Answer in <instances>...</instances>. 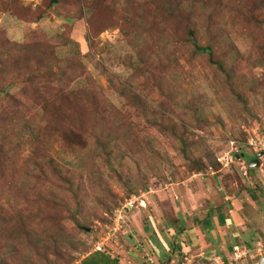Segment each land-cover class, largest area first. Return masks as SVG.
<instances>
[{
  "label": "rangeland",
  "instance_id": "obj_1",
  "mask_svg": "<svg viewBox=\"0 0 264 264\" xmlns=\"http://www.w3.org/2000/svg\"><path fill=\"white\" fill-rule=\"evenodd\" d=\"M17 1L28 10L44 8L43 0ZM155 1L112 0L118 24L108 26L90 42L85 38L86 19L92 13L89 8L80 19L72 6L60 3L48 7L35 22L0 10V31L8 40L23 42L42 32L53 38L56 57L81 61L84 73L65 84L81 89L90 84L86 79L90 74L99 98L87 111L86 120L96 116L103 126L110 125L112 132L107 134L111 139L109 155L100 151L93 157V134L98 129L85 137L72 132L65 145L49 142L46 153L71 176L73 195L61 190V180L52 177L42 184L33 174H22L25 158L31 162L46 154L36 143L40 138L37 125L46 123L39 108L29 104L32 120L22 113L6 120L10 134H19L25 143L18 151L9 152L5 161L11 166L0 174L4 215L0 264H81L83 257L98 251L97 245L102 247L99 252L118 259L120 264H158L169 258L166 246L174 242L171 239L172 243L167 240L166 245L148 248V235L153 239L150 232L155 231L149 216L158 217L161 212L162 220L170 223V211L175 209L198 215L197 209L199 214L204 207L215 209L212 195L236 200L239 192L250 193L251 185L257 190L260 183L264 186V155L244 153L245 167L250 160H258L251 171L242 168L240 160L226 168L215 161L216 155L230 149L231 142L245 150L249 134L264 136V0H256L259 7L252 17L243 12L249 0H179L191 5L200 44H206L215 31L214 51L225 61V71L203 55H194L192 47L181 46L170 28L178 31L180 26L156 17ZM149 48L157 51L155 63L150 60L154 54ZM140 50L152 63L145 66L142 75L135 72L141 65L137 55ZM154 67L168 79L171 90L167 91L164 80L156 86L152 80ZM128 88L142 92L141 107L122 94ZM17 89L13 86L9 92ZM84 97L80 95L77 103L85 101ZM194 187L200 196L193 199L190 191ZM48 200L56 202L55 206ZM255 206L250 204V213L249 207L241 210L250 216L252 231L247 235L252 240L262 239L259 231H264V212ZM254 209L258 210L256 214ZM54 212L58 223L52 219L50 225L46 222ZM21 218L30 225L33 245L18 234L23 232ZM13 219L19 223L14 236L9 237ZM40 227L46 235L41 242ZM215 254L212 261L209 257L177 254L165 264H224L217 250Z\"/></svg>",
  "mask_w": 264,
  "mask_h": 264
},
{
  "label": "trees",
  "instance_id": "obj_2",
  "mask_svg": "<svg viewBox=\"0 0 264 264\" xmlns=\"http://www.w3.org/2000/svg\"><path fill=\"white\" fill-rule=\"evenodd\" d=\"M86 1L43 0V9L38 7L28 10L27 8H23L17 0H0V10H7L17 18L26 21H30L32 18V21L35 22L42 18L43 12L48 7L56 6L60 3L72 6L76 17L80 19L85 15V8H89L92 13L86 19L87 34L85 38L90 42L93 37L98 36L108 26L118 24V20L116 8L112 0H92L91 4H87ZM154 5H156V17H160L163 21L170 24L180 26L178 31H175L174 27L170 28L172 33L178 35L177 40L180 41L181 46L192 47V53L194 55H203L210 63L215 64L219 69L225 71V61L220 59L214 51V46L217 45L215 37L213 36L215 31L209 34V41L206 44L199 43L197 26L194 19H192L190 4L179 0H158L154 2ZM258 7L256 0H249V4L244 5L243 12H247L252 17V14L255 13V9ZM122 30L124 29L122 28ZM54 45L53 38L51 36L48 37L42 32L37 33L35 38L31 40L17 42L8 40L4 33L0 31V174H4L5 170L11 166L8 161H5L8 158L9 152L12 150L18 151L25 143L19 134H10L6 120L19 113L29 114L28 118L32 120L33 113H29V104L32 107L35 105L39 108L40 116L46 122L43 126L37 125L40 138L36 143L44 149L42 154L46 153V149L48 150L47 146L49 142L53 141V143L58 142L65 145L64 141H69L68 137L73 135L72 132L77 133L78 135L76 136L85 137L91 135V132L95 131V129H98V131L93 134L95 140L93 143V150L95 151L93 157L100 151L108 155L110 153L107 150L111 143L110 137H107L108 133H112L109 130L110 125L103 126L99 120H96V116H94V119L92 118L93 116L90 117L89 120H86L85 117L87 111L98 103L99 98L94 91L95 84L90 74H86V79L90 83L88 86L81 89L68 88L65 82L74 80L77 76L82 75L85 66L75 57H56L53 49ZM149 50H151V54H154L150 60L155 63L157 51L153 48H149ZM137 55L141 65L136 68L135 72L142 75L145 66L152 63L148 62L147 55H143V50H140ZM158 68H162V63H160ZM154 69L152 80L156 86L164 80L167 84V91L171 90L172 85L169 84L168 79L161 74L157 67H154ZM13 86H18V89L14 93H11L9 92V88ZM122 92V94L128 96L129 100H134L139 103L140 107L142 106L141 102L144 99L142 97L143 95L140 94L142 93L141 91L137 93L133 90L130 91L128 88ZM80 95L85 96V101L77 103ZM85 103L88 104V108ZM29 160L25 158L23 163V167L25 166L22 172L24 177L28 175L32 176L33 174L42 184L50 182L53 177L56 180L62 181L60 183L61 190L65 189V191H69L75 195L72 190V178L67 173V170L64 169L63 165L59 164L47 153L39 160L33 159L31 162ZM246 169L247 171H251L254 170V167L247 166ZM48 201L55 206L56 202ZM1 208L0 206V227L2 224L1 218H4ZM56 213L54 212L48 218L50 221L46 223L52 225V219L54 224L58 223V220H55L57 219ZM15 215L17 219L18 215ZM11 222L12 232L9 237L14 236V229H16V225L19 223L15 219ZM20 222H23V232H18V234H21V237L25 241L29 240V245H33L31 243L33 236L30 235V225L25 220L23 221L22 218ZM39 230V240L41 242V238H46V235L41 232V227ZM2 234L0 233V236ZM40 242L39 244L42 245L43 243ZM243 246L247 247L246 245ZM56 256L57 258L59 257L58 255ZM168 260L170 259L168 258L164 262H158V264H165ZM81 264H120V262L118 259L108 257L105 253L96 251L83 257Z\"/></svg>",
  "mask_w": 264,
  "mask_h": 264
},
{
  "label": "crops",
  "instance_id": "obj_3",
  "mask_svg": "<svg viewBox=\"0 0 264 264\" xmlns=\"http://www.w3.org/2000/svg\"><path fill=\"white\" fill-rule=\"evenodd\" d=\"M202 182L204 183V181H199V184H202ZM196 183H198V180H196ZM194 185L197 186V184ZM258 186L259 189L257 190L255 185H251L250 188L252 187V189L249 190L250 193H246L247 190L242 193L239 192V194L241 193L240 196L236 194L234 197L236 200L216 199L212 195V199L210 198V200L214 202L215 209L213 206L210 208L204 207L201 214H199L200 209H197L198 215L195 212L185 215L176 209V211H170V217L172 216L170 219L172 222L170 223L162 220L161 212L159 214L160 217L159 215L158 217L156 215L149 216L148 218L155 231L152 229L154 232H150L153 235V239H151V235H148V240H150L151 244L148 245V248L153 245L160 247L163 243L166 245L167 240H169L168 243H172L171 239H173L174 245H169L170 247L166 246V251H168V257L171 261L174 260L177 254L198 256L196 259L209 257L212 261L214 255L217 254H215L217 250L218 255H221L218 256L219 258L221 257L220 260H223L224 264H227L234 245H246L247 247L248 245H250L249 247L253 245V240L250 238V235H247L251 234L252 231L250 216L247 214V211L244 213L241 210L244 209V206L246 208L249 207L250 213V204H255V207H261V210L264 212V186L262 183ZM254 190L257 192H253ZM198 191L196 187L190 191L193 199L195 196H200ZM252 192L253 194H251ZM245 194H249L247 200ZM225 202L226 204H224ZM190 211L192 210L190 209ZM256 212L258 210L254 209V214ZM262 228L264 229V225H262ZM253 230L254 233L258 231L257 229ZM167 231L171 233V237H168ZM259 233L263 235V237H260L263 239L264 231H259ZM211 243L218 245H212ZM156 253L158 255V251ZM163 253L164 251L162 250V256H164ZM194 257L192 258L194 259ZM178 258L180 259V257Z\"/></svg>",
  "mask_w": 264,
  "mask_h": 264
},
{
  "label": "built area",
  "instance_id": "obj_4",
  "mask_svg": "<svg viewBox=\"0 0 264 264\" xmlns=\"http://www.w3.org/2000/svg\"><path fill=\"white\" fill-rule=\"evenodd\" d=\"M245 150L241 146H234L233 142H231L230 149L224 150L216 155L215 161L223 168L229 167L234 161H239L240 164L245 167V162L243 160V155L247 151H251L257 156L261 157L264 155V136L258 133H251L248 137H246L245 141ZM247 165V163H246ZM211 168V167H210ZM246 169V167H245ZM213 171V169H212ZM101 245H97L95 250L100 251ZM264 257V238L256 239L253 242L252 247L234 246L232 249V253L230 255L229 261L232 262H241L242 264H249V260H251L250 264H260L261 259ZM148 260L151 261L150 258ZM189 263V262H188ZM231 264V263H230Z\"/></svg>",
  "mask_w": 264,
  "mask_h": 264
},
{
  "label": "water",
  "instance_id": "obj_5",
  "mask_svg": "<svg viewBox=\"0 0 264 264\" xmlns=\"http://www.w3.org/2000/svg\"><path fill=\"white\" fill-rule=\"evenodd\" d=\"M258 164H259V163H258V160H257L256 158L250 160V161L247 163L248 167H256V166H258ZM260 264H264V257L261 259Z\"/></svg>",
  "mask_w": 264,
  "mask_h": 264
}]
</instances>
